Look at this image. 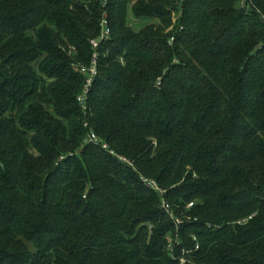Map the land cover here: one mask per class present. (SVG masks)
<instances>
[{
    "label": "trees",
    "instance_id": "1",
    "mask_svg": "<svg viewBox=\"0 0 264 264\" xmlns=\"http://www.w3.org/2000/svg\"><path fill=\"white\" fill-rule=\"evenodd\" d=\"M262 17L0 0V264H264Z\"/></svg>",
    "mask_w": 264,
    "mask_h": 264
},
{
    "label": "built area",
    "instance_id": "2",
    "mask_svg": "<svg viewBox=\"0 0 264 264\" xmlns=\"http://www.w3.org/2000/svg\"><path fill=\"white\" fill-rule=\"evenodd\" d=\"M239 6L241 9H249L252 6V0H239ZM106 22H102V32L100 35V39H106L108 37L109 31L107 30V28H105ZM92 46L95 48L97 47V43L96 41H91ZM96 55H93L92 57V61H91V65L88 68L82 67L80 69V72L82 74L86 75V79H85V84H84V88H83V93L82 95L78 98V102L80 103V105L82 106V108L85 109V100H86V95L90 89V86L92 84L93 78L95 77V75L97 74V64H96ZM89 139L95 143L100 142L96 136L93 133H90V137ZM103 148H106V146L104 145ZM191 206V204L189 205Z\"/></svg>",
    "mask_w": 264,
    "mask_h": 264
},
{
    "label": "rangeland",
    "instance_id": "3",
    "mask_svg": "<svg viewBox=\"0 0 264 264\" xmlns=\"http://www.w3.org/2000/svg\"><path fill=\"white\" fill-rule=\"evenodd\" d=\"M262 18L264 19V17H262ZM175 21H176V18L173 16L172 17V23H174ZM147 22H148L147 20H141L138 22V20L134 19L132 16L129 17L130 25L136 30L143 27L145 24H147ZM169 29H171V27Z\"/></svg>",
    "mask_w": 264,
    "mask_h": 264
}]
</instances>
